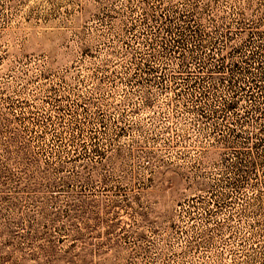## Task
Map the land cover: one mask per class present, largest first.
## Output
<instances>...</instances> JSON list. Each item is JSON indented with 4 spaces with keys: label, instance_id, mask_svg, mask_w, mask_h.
Here are the masks:
<instances>
[{
    "label": "rangeland",
    "instance_id": "obj_1",
    "mask_svg": "<svg viewBox=\"0 0 264 264\" xmlns=\"http://www.w3.org/2000/svg\"><path fill=\"white\" fill-rule=\"evenodd\" d=\"M0 264H264V0H0Z\"/></svg>",
    "mask_w": 264,
    "mask_h": 264
}]
</instances>
